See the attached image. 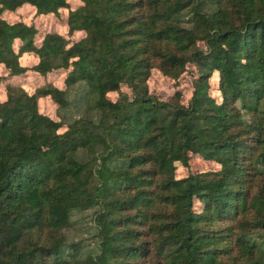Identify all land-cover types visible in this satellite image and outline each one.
I'll return each mask as SVG.
<instances>
[{"label": "trees", "instance_id": "obj_1", "mask_svg": "<svg viewBox=\"0 0 264 264\" xmlns=\"http://www.w3.org/2000/svg\"><path fill=\"white\" fill-rule=\"evenodd\" d=\"M0 65V264H264V0H0Z\"/></svg>", "mask_w": 264, "mask_h": 264}, {"label": "rangeland", "instance_id": "obj_2", "mask_svg": "<svg viewBox=\"0 0 264 264\" xmlns=\"http://www.w3.org/2000/svg\"><path fill=\"white\" fill-rule=\"evenodd\" d=\"M74 2V0H71ZM7 18L10 21H19L24 20L27 22H32L34 17V8L31 5L23 6L19 8L18 10L8 13ZM38 25L41 29V32L47 33V32H59V33H66L65 26L61 22V18L54 16V15H47L42 17L41 19H38ZM82 37L81 32L77 33L75 36L71 37L72 39H79ZM29 63V62H28ZM33 62H30L29 64H32ZM34 64V63H33ZM0 74L5 75V80L0 85V89H5L7 84L9 83H15V84H24L28 89L30 90L36 88L39 85H42L45 81L44 77H41L37 75L34 71H29L27 74L19 75V76H8V71L0 65ZM191 73L184 74L180 81H175L161 73L159 70L154 69L152 71L150 80H149V88L151 92L156 93L159 97L163 99H168L172 97L176 91L180 90L182 92V100L183 102L187 103L192 95V78L190 76ZM48 79L52 81L54 84H56L59 87L65 88V85L63 84V75L59 72H53L48 76ZM47 80V79H46ZM125 90L126 87H123ZM2 97H5L4 93L1 94ZM110 97L113 99H116L118 97V93L114 92L110 94ZM40 110L49 116H51L54 119H58L57 116V108L56 105L53 104L50 100H47L46 98L40 99ZM216 168V163H204L201 162L200 159L195 158L193 160L192 169H201V168ZM179 174H186L187 169L181 168L178 170ZM81 216V215H80Z\"/></svg>", "mask_w": 264, "mask_h": 264}]
</instances>
